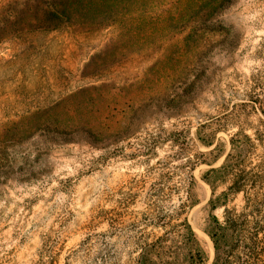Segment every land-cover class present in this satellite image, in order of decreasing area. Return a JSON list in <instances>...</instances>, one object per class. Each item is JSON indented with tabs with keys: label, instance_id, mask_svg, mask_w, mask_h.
<instances>
[{
	"label": "rangeland",
	"instance_id": "374dc122",
	"mask_svg": "<svg viewBox=\"0 0 264 264\" xmlns=\"http://www.w3.org/2000/svg\"><path fill=\"white\" fill-rule=\"evenodd\" d=\"M24 1L0 0V12ZM49 2L4 13L28 17L34 36L0 33V150L16 163L0 183V264H137L157 238L155 264H188L184 219L210 264L209 200L232 177L209 170L237 131L254 140L246 167L264 158V0H227L204 45L187 35L196 16L181 21L170 1L119 32L106 17L43 21ZM30 119L65 133L1 130ZM241 204L229 192L227 205Z\"/></svg>",
	"mask_w": 264,
	"mask_h": 264
},
{
	"label": "trees",
	"instance_id": "16d2710c",
	"mask_svg": "<svg viewBox=\"0 0 264 264\" xmlns=\"http://www.w3.org/2000/svg\"><path fill=\"white\" fill-rule=\"evenodd\" d=\"M169 1L172 2L174 10H183L181 21H184L185 17L189 20L192 14L196 16L195 21L198 26L187 35L190 42L198 45H204L206 41L203 33L212 16L224 11L228 5L227 0H50L43 21L60 18L70 21L74 18L89 23H102L98 22L100 18L103 20L112 18L113 25L117 26L119 32L122 31L128 15L132 16L147 8L153 12L162 10ZM38 2L39 0H25L18 10H16L17 3H15L2 13L0 12V33L6 31L13 35L34 36L37 29L29 22L28 17L26 22L29 25L24 27V22L21 19L17 20V16L16 20L11 22L7 15L13 16V13L17 14V12L21 15L23 12L33 11V8L39 10L41 5ZM119 3L123 4L121 16L118 12ZM156 23L159 25L163 23L161 15L153 17L150 25L154 26ZM217 31L221 33L220 30ZM161 32L162 30L156 28L153 36ZM35 126H37L35 120L30 119L24 123H16L13 120L2 125L1 130L3 129L6 134L12 130L17 135L26 134V136L39 131L40 142L56 141L52 138L55 134L65 133V129L56 124L51 126L50 123H46L45 128L39 126L34 130ZM230 145L231 151L227 153L223 164L209 170V174L231 175L232 177L227 190L221 192L217 198L209 200L210 213L204 230L213 245V258L210 264H264V158L255 165L246 167L248 156L254 148V140L243 131H237L230 138ZM15 167L16 163L13 158L0 150V183L14 175ZM20 173H22L21 170ZM229 192L233 195L242 194V204L239 208L227 205ZM218 207L222 208L220 217L214 214V210ZM180 238L182 245L187 249L188 264H204L205 253L193 229L185 219ZM159 240L160 238H157L147 243L138 255L137 264H155L153 252Z\"/></svg>",
	"mask_w": 264,
	"mask_h": 264
}]
</instances>
